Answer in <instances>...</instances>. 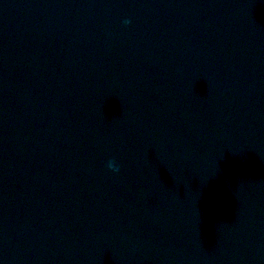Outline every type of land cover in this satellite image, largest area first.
<instances>
[{"label": "water", "instance_id": "95a60500", "mask_svg": "<svg viewBox=\"0 0 264 264\" xmlns=\"http://www.w3.org/2000/svg\"><path fill=\"white\" fill-rule=\"evenodd\" d=\"M0 264H264V0H0Z\"/></svg>", "mask_w": 264, "mask_h": 264}, {"label": "clouds", "instance_id": "9594fccd", "mask_svg": "<svg viewBox=\"0 0 264 264\" xmlns=\"http://www.w3.org/2000/svg\"><path fill=\"white\" fill-rule=\"evenodd\" d=\"M123 23H124L125 25H128V24L131 23V21H130V20H124ZM109 169H110L111 171H113V172H116V173H118V172L120 171L119 166H118V167H115V168H112L111 165H109Z\"/></svg>", "mask_w": 264, "mask_h": 264}]
</instances>
